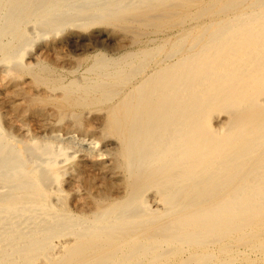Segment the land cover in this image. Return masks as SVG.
Masks as SVG:
<instances>
[{
	"label": "bare ground",
	"instance_id": "bare-ground-1",
	"mask_svg": "<svg viewBox=\"0 0 264 264\" xmlns=\"http://www.w3.org/2000/svg\"><path fill=\"white\" fill-rule=\"evenodd\" d=\"M101 17L111 52L99 39L77 59L62 43L25 59ZM0 65V264H264V0H0ZM23 103L46 129L81 108L84 135L113 134L108 198L57 204L61 167L87 144L22 142ZM82 166L95 187L106 162Z\"/></svg>",
	"mask_w": 264,
	"mask_h": 264
},
{
	"label": "rangeland",
	"instance_id": "rangeland-1",
	"mask_svg": "<svg viewBox=\"0 0 264 264\" xmlns=\"http://www.w3.org/2000/svg\"><path fill=\"white\" fill-rule=\"evenodd\" d=\"M102 18L103 17L98 19L97 22H100V23L102 22L104 24L105 23H111L112 24V22L109 18H106L107 20H104L105 18H103V19ZM95 24H97V23H95ZM101 24H99V23L97 24L100 27H97L96 25L94 26V24H92L91 26H94L95 28L89 27L87 29L84 28V30H83V28L81 29L80 27H79L80 29L73 27L74 29L73 28L66 29L65 31H62V32L57 33V34H50V35H47L45 37L37 38L35 40L36 42H34L35 46L28 53L27 58L25 57V59L32 60L35 57V55L41 51V49L43 50L44 47H48L51 44L57 45L59 43L60 44L62 43V45L58 46L56 48V50L57 49L59 50V51L57 50V52L59 53L60 57L61 56L62 57L69 56V57H72L74 59H77L78 54L77 55L75 54L74 49H76V48L78 49V45L79 46L80 45L82 46L84 44L91 45L93 40H99V39L100 40L97 41V43H96L98 46L100 44L99 48L101 49V47H102V49L105 48L104 50H107V52H111L112 51L111 49L114 48L113 42L115 40H114V37L113 38L110 37L106 32L111 31V30H116V28H114L115 26H113V24L112 25L107 24V25H109L110 28L104 24H102V26H103L102 27ZM111 26H113V27L111 28ZM128 35L131 38V35L129 33H128ZM129 36H128V38H129ZM128 38H127V40H128ZM130 38H129V40H130ZM65 40L66 41H68V40L69 41H71V40L76 41V43L72 42V43H69V45H68V43ZM64 41H65V43H63ZM66 43H67V45H64ZM73 43L76 46H74ZM104 44H106V45H104ZM53 53L56 54L55 52H50L49 53L50 55L48 54L49 56H48L47 60L52 58L51 60L53 62H55L53 60V58L55 57V55ZM73 53L75 54V56L73 55ZM52 65H54V64H52ZM2 68H3V66L0 65V70ZM46 98L45 97L39 98L40 106H38V105L35 106V107L39 108V107H41V105H42V107L45 105V108H44L45 114H46V111L52 110L50 108V106H47V105L50 103L52 104V101L54 100L52 98L50 99V97H46ZM35 104H37V103H35ZM19 106H20V108H17V110H16L18 112L19 118L22 121L24 119V122H27V121L29 122L30 120H32V118L34 116V115H32L33 112L31 110V109H33V105H31L32 107H30V110L28 109V107L25 108L26 107L25 104L22 106L21 105H19ZM23 109H24V111H23ZM6 110H7L6 107L4 108V106L2 107V105L0 106V123L4 124V125H5V121L3 119V113ZM19 111L21 113H19ZM28 113H29V115H28ZM88 116H89V112L85 111V109H81V108L75 109L74 108L71 110L64 111L63 114L61 113V116L59 118L63 121H61L59 118H54L53 119L54 121H51V128H49V129H46L45 126L43 124H41V122L38 121V119L34 118L33 121L35 122V124H34V122L32 123V121H30L32 123L31 125H33V127L30 129L31 132L26 133L24 130L20 131V129L23 128L22 124H20L21 127H18V129L15 128V130H13V134L16 136V138H18L19 140H21L24 143H31L32 137L37 136L39 139H41L39 141H54L56 137H60L61 140L63 141V143H65V142H68L70 140V139H68L69 137H72L74 141L87 144V146L82 145L80 150H78V153H74V154L70 153V155L72 157H70L68 164L64 167H61L62 170L64 171V174L61 176V183L60 184H61V189H63L65 193H64L63 201H59V202H57V204L59 203L58 204L59 206L64 205V207H67L73 211L76 210L77 206H84L85 205V206H88L89 208H92V206L97 204L98 200L100 201L104 197L110 196L111 191L106 192L101 188V186L103 183L106 182V175L109 174V170L112 168H116L115 167L116 164H117V166L119 165V159H117L118 151L116 149V146L114 147L112 145V143L114 142V140L112 138L113 134L109 133L110 131H107L106 132L107 134H104L105 133V126H103V125L100 126L99 133L96 135H84V130H85V127L87 124L86 118ZM63 126L64 127H71L73 129L72 134L67 135L66 132L62 129ZM27 128L28 127H24L25 130ZM103 130H104V132H103ZM105 135H109V137L106 136L107 137V139H106ZM110 138H112V139H110ZM82 141H84V142H82ZM94 141H95V144H93L92 146L88 145V144H92L91 142H94ZM83 146H85V147H83ZM104 151H106V152L101 157L100 154ZM88 154H90V155H88ZM101 158H103V159H101ZM114 159H116V161ZM96 160H103L104 162H106V167L103 170L93 171V176H92L93 183L92 184L95 187H93V186L87 187V185H85V183L79 181L77 178L79 177L80 174L89 173L88 172L89 170H86V168L83 169V166H82L83 162H85V161H91L92 162V161H96ZM74 180H75V182H74ZM98 182H99L100 186H97ZM80 202L83 203V205H81Z\"/></svg>",
	"mask_w": 264,
	"mask_h": 264
}]
</instances>
